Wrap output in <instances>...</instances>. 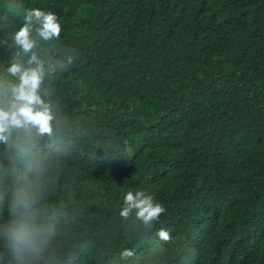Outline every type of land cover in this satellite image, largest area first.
I'll return each instance as SVG.
<instances>
[{
  "label": "trees",
  "instance_id": "1",
  "mask_svg": "<svg viewBox=\"0 0 264 264\" xmlns=\"http://www.w3.org/2000/svg\"><path fill=\"white\" fill-rule=\"evenodd\" d=\"M56 11L76 63L46 82L62 120L51 202L68 222L66 264H127L158 244L165 264H264V0H20ZM0 0V40L21 26ZM9 51L0 47V66ZM167 208L134 236L128 188Z\"/></svg>",
  "mask_w": 264,
  "mask_h": 264
},
{
  "label": "clouds",
  "instance_id": "2",
  "mask_svg": "<svg viewBox=\"0 0 264 264\" xmlns=\"http://www.w3.org/2000/svg\"><path fill=\"white\" fill-rule=\"evenodd\" d=\"M5 15L22 23L0 40L10 53L0 66V264H66L71 232L50 199L64 155L62 120L46 82L67 72L77 54L59 43L64 21L56 11L7 0ZM166 212L151 186L128 188L117 209L132 235L171 242L173 232L156 227ZM180 247L177 264H193L197 252ZM165 256L153 244L143 256L124 247L119 259L165 264Z\"/></svg>",
  "mask_w": 264,
  "mask_h": 264
}]
</instances>
